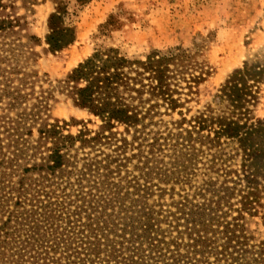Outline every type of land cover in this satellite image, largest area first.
I'll use <instances>...</instances> for the list:
<instances>
[{
	"label": "trees",
	"instance_id": "trees-1",
	"mask_svg": "<svg viewBox=\"0 0 264 264\" xmlns=\"http://www.w3.org/2000/svg\"><path fill=\"white\" fill-rule=\"evenodd\" d=\"M33 4L0 0V264H264L246 222L264 202V49L188 116L209 71L187 49L132 59L98 46L44 87L30 68L40 40L19 12ZM62 13L48 17L50 51L75 38ZM55 92L98 128L65 133ZM198 173L191 193L162 186Z\"/></svg>",
	"mask_w": 264,
	"mask_h": 264
},
{
	"label": "rangeland",
	"instance_id": "rangeland-1",
	"mask_svg": "<svg viewBox=\"0 0 264 264\" xmlns=\"http://www.w3.org/2000/svg\"><path fill=\"white\" fill-rule=\"evenodd\" d=\"M25 14L28 31L40 43L34 47L36 62L30 68L38 71L47 83L64 79L80 62L92 55L98 46L114 47L132 59H144L157 52L167 54L177 49L196 52L206 63L208 75L187 98L184 109L189 115L211 103L229 75L242 66L246 58L264 49V0H33ZM62 10L63 24L74 30V41L57 51L48 50L45 38L50 14ZM110 23V24H109ZM50 116L66 122L65 133L77 134L86 126L96 130L100 121L87 110L75 106L66 94L54 93ZM185 112V110H184ZM255 118H264V86L254 108ZM177 113L164 115L170 122ZM239 160L237 159L235 163ZM233 164V163H232ZM202 166L201 164H199ZM200 172L203 170L200 168ZM202 173L189 184H165L176 191L201 183ZM191 185V186H190ZM164 200H169L168 196ZM249 229L258 240H264V202L257 214L246 218Z\"/></svg>",
	"mask_w": 264,
	"mask_h": 264
}]
</instances>
